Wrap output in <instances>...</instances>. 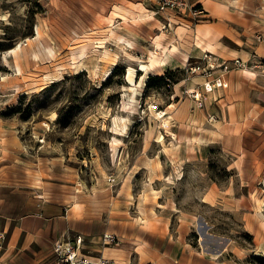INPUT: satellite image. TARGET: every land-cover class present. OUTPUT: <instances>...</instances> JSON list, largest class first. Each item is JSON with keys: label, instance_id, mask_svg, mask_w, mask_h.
<instances>
[{"label": "rangeland", "instance_id": "obj_1", "mask_svg": "<svg viewBox=\"0 0 264 264\" xmlns=\"http://www.w3.org/2000/svg\"><path fill=\"white\" fill-rule=\"evenodd\" d=\"M153 9L0 0V199L13 189L35 229L17 237L1 208L0 264H52L54 239L77 234L89 259L115 264H264V134L233 104L252 64L147 67L170 40L196 47L203 18Z\"/></svg>", "mask_w": 264, "mask_h": 264}, {"label": "crops", "instance_id": "obj_2", "mask_svg": "<svg viewBox=\"0 0 264 264\" xmlns=\"http://www.w3.org/2000/svg\"><path fill=\"white\" fill-rule=\"evenodd\" d=\"M255 1L241 0L242 5L237 7L235 5H227V0H210L207 5L202 0H189L191 4L202 6V12L198 14V17L203 18L196 19L198 21L192 27L196 38V47H189L178 38H175V41L170 40L153 49L157 51L160 57L163 55V57L167 58V64L175 62V66L183 65L192 58L201 59L203 64L214 61L216 66H220L221 64L233 65L234 60H242V63L245 62L247 65L252 64L251 69L254 73L246 75L245 79H241V81L233 84L237 92H240V90L243 92L241 96L237 95L236 102L233 103L234 112L248 113V128L252 129V123L254 125L257 124L260 126L258 132L264 134V83L259 87H256L255 84L257 78L258 80L261 77L264 79V73L262 74L259 69L263 65L257 68L260 61L264 62V39L261 38L264 35V12L258 9V6H261L264 0H259L258 3H255ZM189 17L194 18L191 15ZM187 26H190V24ZM255 35L260 36V38H257V40ZM124 45L122 44V46ZM197 45H201L202 48L199 49ZM177 46L179 49L176 51ZM162 49L166 50L164 54L160 53ZM173 53L177 55V61ZM219 70L218 68L214 69L211 71V75ZM232 70H236L237 72L239 67L236 66ZM225 77L230 80L231 73L225 74ZM243 90L246 92L245 94ZM14 196L15 192L13 189L8 190L7 198L0 199V209L13 208L14 215L10 213H2L1 215L6 218L5 226H10V231L16 234L17 237H20L23 233L29 234L35 229H31L29 226L28 213L23 210L24 205L16 206L12 202ZM72 208L73 212L77 213L75 205H72ZM61 232L62 229L59 228L57 233L61 234ZM2 233L3 231L0 230V235ZM64 238L60 235L54 240Z\"/></svg>", "mask_w": 264, "mask_h": 264}, {"label": "built area", "instance_id": "obj_3", "mask_svg": "<svg viewBox=\"0 0 264 264\" xmlns=\"http://www.w3.org/2000/svg\"><path fill=\"white\" fill-rule=\"evenodd\" d=\"M155 4V9L153 12H161L170 8L175 10L180 14H188L193 17L198 16L202 12L197 4H191L189 0H153ZM260 38V36H257ZM264 39V35L261 36ZM235 60L234 62H237ZM226 68L227 64H223ZM210 82V81H208ZM205 83L204 88L210 90ZM222 82L219 80L215 82V85H221ZM103 238L106 243L115 241L114 235L110 233H104ZM116 242V241H115ZM83 247V238L80 234H77L76 237L65 240V239H56L53 241L52 251L55 256L54 262L52 264H115V260L111 257H101L98 260H91L88 258V255L82 252Z\"/></svg>", "mask_w": 264, "mask_h": 264}, {"label": "bare ground", "instance_id": "obj_4", "mask_svg": "<svg viewBox=\"0 0 264 264\" xmlns=\"http://www.w3.org/2000/svg\"><path fill=\"white\" fill-rule=\"evenodd\" d=\"M36 31L38 33V28L37 27H36ZM26 39H30V38L27 37ZM9 51L10 52H14L15 51V48H11V49H9ZM148 59L149 60H148V63H147V67H150V66L156 65V64H158V65H164L166 63V59L167 58L166 57L165 58L164 57H157V56L152 55V53H149ZM141 67H142V71H144V73L141 76V80L140 81H142L143 79H145L146 74H147V67L145 65H143V64L141 65ZM132 76H133V71H132L131 68L128 67L126 77H127V79L129 81H132V83H130L131 85L128 86V89H130V90H136L135 87H136V85H139V84H136V80L133 83ZM208 88H210V90H212V87H208ZM162 114H163V111L162 110H158L157 111V115L158 116H161Z\"/></svg>", "mask_w": 264, "mask_h": 264}, {"label": "trees", "instance_id": "obj_5", "mask_svg": "<svg viewBox=\"0 0 264 264\" xmlns=\"http://www.w3.org/2000/svg\"><path fill=\"white\" fill-rule=\"evenodd\" d=\"M151 79H152V76H149V77L147 78V82H149Z\"/></svg>", "mask_w": 264, "mask_h": 264}]
</instances>
